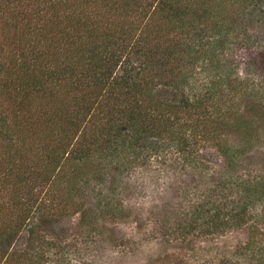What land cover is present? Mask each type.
I'll return each instance as SVG.
<instances>
[{"label": "trees", "instance_id": "1", "mask_svg": "<svg viewBox=\"0 0 264 264\" xmlns=\"http://www.w3.org/2000/svg\"><path fill=\"white\" fill-rule=\"evenodd\" d=\"M239 45L243 76L228 60ZM199 66L217 71L211 87L194 86ZM256 81L264 0H0V190L14 199L0 205V264H48L74 215L91 228L118 214L131 157L168 148L182 163H223L224 181L261 153L241 175V210L234 178L225 224L247 227L241 253L264 264V212H251L264 202Z\"/></svg>", "mask_w": 264, "mask_h": 264}, {"label": "rangeland", "instance_id": "2", "mask_svg": "<svg viewBox=\"0 0 264 264\" xmlns=\"http://www.w3.org/2000/svg\"><path fill=\"white\" fill-rule=\"evenodd\" d=\"M232 53L235 56L228 60L236 63L233 71L243 76L245 52L239 45ZM200 69H196L194 86L211 87L217 71ZM240 81L244 87L255 83L251 78ZM257 85L264 91V82ZM260 154L253 152L240 161V172H233L240 174V210L244 203L241 175L245 165L259 160ZM177 158L170 148L161 156L146 152L131 157L117 172L120 183L112 193L121 209L118 214L102 215L91 228L74 215L72 230L60 238L61 249L57 246L49 252L48 264H250V257L240 249L247 227L225 224L239 206L236 176L224 181L227 171L221 162L206 167ZM42 189L40 201L47 197L48 188L35 189ZM12 195L0 190V205L12 206ZM259 211L264 212V202L251 207L252 213Z\"/></svg>", "mask_w": 264, "mask_h": 264}]
</instances>
